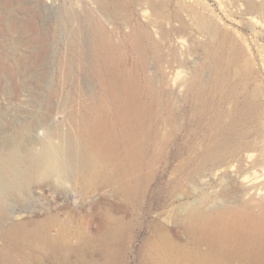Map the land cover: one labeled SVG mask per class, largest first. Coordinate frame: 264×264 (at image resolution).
<instances>
[{"label": "rangeland", "instance_id": "rangeland-1", "mask_svg": "<svg viewBox=\"0 0 264 264\" xmlns=\"http://www.w3.org/2000/svg\"><path fill=\"white\" fill-rule=\"evenodd\" d=\"M118 1L123 11L106 21L95 0H0V264H188L186 257L198 260L208 250L189 233L191 214L246 203L250 195L245 185L253 179L264 186V132L256 121L240 124L241 135L208 156L209 125L196 122L191 98L180 86L205 59L207 39L196 32L187 11L198 5L236 36L253 66L247 89L225 103L224 110L234 115L258 88L264 117V12L256 11L264 0ZM123 12L130 17V28L142 26L150 44L161 48L159 57L149 50L144 64L135 55L127 57L141 84L151 80L161 100L156 109L155 95L143 94L152 147L130 199L114 179L92 182L84 177V150L68 126L78 90L100 92L97 79L79 74L68 53L71 18L93 13L119 42L130 30L122 25ZM63 59L70 68L65 77ZM210 75L205 69L204 79ZM51 143L62 150L61 156L51 152ZM248 144L260 150L247 151ZM250 207L259 208L254 202ZM117 226L124 227L122 237L113 242ZM166 239L174 242L175 254L163 259ZM48 240L57 241L54 257L44 253Z\"/></svg>", "mask_w": 264, "mask_h": 264}, {"label": "bare ground", "instance_id": "bare-ground-1", "mask_svg": "<svg viewBox=\"0 0 264 264\" xmlns=\"http://www.w3.org/2000/svg\"><path fill=\"white\" fill-rule=\"evenodd\" d=\"M95 2L101 17L106 18V21L114 20L123 11V6L118 0H95ZM197 6L192 5L186 9L197 29L196 32L207 39L204 49L205 59L194 67L189 80L181 81L180 86H185L187 89L196 122H206L209 125L208 132L212 145L206 149V153L210 156L222 152L229 140L241 135L240 124L256 121L258 130L262 129L261 131L264 132V117L261 111V91L258 88L254 89L253 97L248 99L244 106L235 109L234 115L230 116V112L224 110L225 103L233 102L240 95V90L247 89L246 85L254 74L252 62L247 58L244 45L236 36L221 29L216 19V22L213 21L208 13L206 14L204 10L200 11ZM183 9L185 6L182 7ZM257 10L264 12V2L256 6ZM87 14H84L85 17L75 15L71 18L72 31L68 53L71 54L79 74L97 79L100 92L93 94L87 87L78 90L77 105L71 108L73 110H70L68 115L69 131L76 141L81 143L84 150V177L92 182L101 179L111 182L114 179L120 184L121 188H118L127 192L129 198L132 193L137 192L142 173L150 162L151 116L143 101V94L151 91L155 95L156 109L161 100L159 91L151 80L146 85L141 84L139 76L128 66L127 57L135 55L144 64L149 50L159 57L161 48L157 43L150 44V34L142 26L130 28V17L127 13L123 12L122 25L130 30L121 36L119 42L99 16L97 19L93 13ZM180 15H177L179 16L177 21L186 30L188 24L183 20V15ZM68 64L66 59L61 61L62 77H65L70 70ZM205 69L211 71L208 80L203 77ZM65 130L67 132V129ZM69 131L67 133L70 135ZM58 132L56 130V133ZM49 147L52 153H59L58 146L51 143ZM81 147L80 151H82ZM245 149L260 150L255 144H248ZM262 155L264 156L263 153ZM253 180L245 185L246 193L250 195L246 203L241 205L226 203L214 209L199 210L191 214L189 233L198 243L205 244L208 250L204 255H199L198 260L186 257L187 259L184 260L188 264H233L235 261H239L240 264H264V186L256 185L257 181ZM251 202L259 207L258 210L251 209ZM123 228L117 226L113 242L120 240ZM19 235L17 234V238ZM90 240L91 237H88L86 243ZM170 241L167 240L165 255L164 252L160 254L163 259L164 256L169 258L175 252L172 245L174 242L171 244ZM55 242L57 241L48 240L44 253L47 251L49 255L53 256L54 253L56 255ZM43 263L44 261H37L36 264ZM81 264L84 262L82 261Z\"/></svg>", "mask_w": 264, "mask_h": 264}]
</instances>
